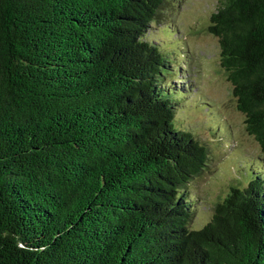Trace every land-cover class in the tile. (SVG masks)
Listing matches in <instances>:
<instances>
[{"label": "trees", "instance_id": "trees-1", "mask_svg": "<svg viewBox=\"0 0 264 264\" xmlns=\"http://www.w3.org/2000/svg\"><path fill=\"white\" fill-rule=\"evenodd\" d=\"M165 2L0 0V264H264L257 171L189 228L207 149L176 124L175 43L147 36ZM209 21L264 155V0Z\"/></svg>", "mask_w": 264, "mask_h": 264}, {"label": "rangeland", "instance_id": "rangeland-1", "mask_svg": "<svg viewBox=\"0 0 264 264\" xmlns=\"http://www.w3.org/2000/svg\"><path fill=\"white\" fill-rule=\"evenodd\" d=\"M217 6L218 0H166L162 19L150 26L147 35L168 47V40L175 43L170 50L178 67L172 71V82L187 89L176 124L207 149L203 171L185 189L194 205L190 229L210 220L214 206L231 187H245L254 171L264 177V155L245 130L244 116L236 109L219 63L218 39L208 31Z\"/></svg>", "mask_w": 264, "mask_h": 264}]
</instances>
